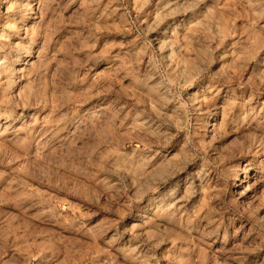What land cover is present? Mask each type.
I'll list each match as a JSON object with an SVG mask.
<instances>
[{
	"label": "rangeland",
	"instance_id": "obj_1",
	"mask_svg": "<svg viewBox=\"0 0 264 264\" xmlns=\"http://www.w3.org/2000/svg\"><path fill=\"white\" fill-rule=\"evenodd\" d=\"M0 264H264V0H0Z\"/></svg>",
	"mask_w": 264,
	"mask_h": 264
}]
</instances>
